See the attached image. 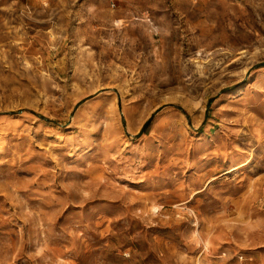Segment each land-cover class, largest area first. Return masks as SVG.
Returning <instances> with one entry per match:
<instances>
[{
  "label": "rangeland",
  "instance_id": "rangeland-1",
  "mask_svg": "<svg viewBox=\"0 0 264 264\" xmlns=\"http://www.w3.org/2000/svg\"><path fill=\"white\" fill-rule=\"evenodd\" d=\"M111 1L0 5V264H264V0Z\"/></svg>",
  "mask_w": 264,
  "mask_h": 264
},
{
  "label": "crops",
  "instance_id": "crops-1",
  "mask_svg": "<svg viewBox=\"0 0 264 264\" xmlns=\"http://www.w3.org/2000/svg\"><path fill=\"white\" fill-rule=\"evenodd\" d=\"M12 2L13 4L17 3V0H0V5L7 3L8 6H11ZM31 5L35 8H38L39 6H41L39 1L31 2ZM13 6L16 7L17 4H14Z\"/></svg>",
  "mask_w": 264,
  "mask_h": 264
},
{
  "label": "built area",
  "instance_id": "built-area-1",
  "mask_svg": "<svg viewBox=\"0 0 264 264\" xmlns=\"http://www.w3.org/2000/svg\"><path fill=\"white\" fill-rule=\"evenodd\" d=\"M111 3H112V6H114V5H115V3H114V1H113V0L111 1Z\"/></svg>",
  "mask_w": 264,
  "mask_h": 264
},
{
  "label": "trees",
  "instance_id": "trees-1",
  "mask_svg": "<svg viewBox=\"0 0 264 264\" xmlns=\"http://www.w3.org/2000/svg\"><path fill=\"white\" fill-rule=\"evenodd\" d=\"M145 128H146V127H145ZM145 128H143L142 132L144 131Z\"/></svg>",
  "mask_w": 264,
  "mask_h": 264
}]
</instances>
